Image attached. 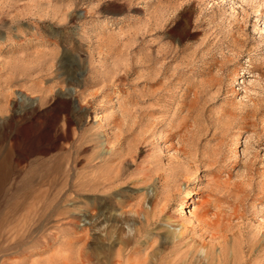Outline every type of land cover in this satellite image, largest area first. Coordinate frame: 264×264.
Returning a JSON list of instances; mask_svg holds the SVG:
<instances>
[{"label":"rangeland","instance_id":"1","mask_svg":"<svg viewBox=\"0 0 264 264\" xmlns=\"http://www.w3.org/2000/svg\"><path fill=\"white\" fill-rule=\"evenodd\" d=\"M0 264H264V0H0Z\"/></svg>","mask_w":264,"mask_h":264},{"label":"bare ground","instance_id":"2","mask_svg":"<svg viewBox=\"0 0 264 264\" xmlns=\"http://www.w3.org/2000/svg\"><path fill=\"white\" fill-rule=\"evenodd\" d=\"M228 1V0H227ZM192 198H194V196H192V193L190 192V193H188V194H186L185 195V197H184V201H183V204H185V205H188L189 203H190V200L192 199ZM183 213H188V211L185 209V212H183ZM189 214H191L190 212H189ZM121 215H118V216H116L113 220H112V223H111V226L112 225H115V224H118L119 222H121V217H120ZM175 234V233H174ZM175 238V237H174ZM204 255V249L201 251V254L198 256V259H200V260H205V257L203 256Z\"/></svg>","mask_w":264,"mask_h":264}]
</instances>
